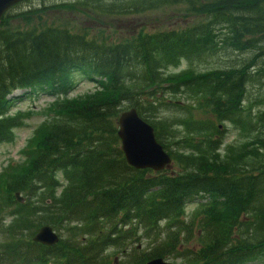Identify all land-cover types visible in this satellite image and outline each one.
<instances>
[{"label":"trees","instance_id":"trees-1","mask_svg":"<svg viewBox=\"0 0 264 264\" xmlns=\"http://www.w3.org/2000/svg\"><path fill=\"white\" fill-rule=\"evenodd\" d=\"M131 1L175 7L194 21L105 43L59 26L13 30L10 9L1 18L0 146L23 126L21 113L9 114L17 100L46 95L55 117L34 131L26 164L3 185L1 208L11 207L14 220L0 264H110L111 251L126 264L264 262V0ZM208 58L221 63L198 70ZM75 77L97 90L68 99ZM249 86L260 92L252 102ZM18 91L24 96L12 99ZM130 108L180 172L126 163L117 119ZM162 112L181 114L174 129ZM229 127L247 141L225 143ZM44 225L58 233L57 245L32 241ZM197 235V248H187ZM141 240L145 248H131Z\"/></svg>","mask_w":264,"mask_h":264},{"label":"rangeland","instance_id":"rangeland-1","mask_svg":"<svg viewBox=\"0 0 264 264\" xmlns=\"http://www.w3.org/2000/svg\"><path fill=\"white\" fill-rule=\"evenodd\" d=\"M139 1V0H134ZM131 0H25L10 9V14L17 17L11 22L10 27L13 30L16 29H40L45 27H64L71 32L79 35H83L90 40L98 42H120L136 38L139 34H153L158 31L180 29L187 25H191L193 18L185 16L179 9L175 7H163L157 9L144 8L143 5L138 4L133 8ZM28 14V20H21L22 14ZM248 55H236L234 59L239 62L243 61ZM220 58L206 59L198 70L206 71L208 69L218 67L217 64ZM221 63V62H219ZM197 64H194L197 67ZM185 65H180L178 69H172V73H179ZM191 69L187 65V70ZM75 87L68 95V99L82 98L84 95H88L97 90L95 83L89 82L86 79L75 77ZM256 88V87H255ZM166 93L165 98L174 99L171 94H167L166 91H160L155 96L160 97L161 94ZM260 93L253 87L247 88V96L249 101H254L255 94ZM169 95V96H168ZM15 97L12 99L21 98L24 96V91H18L14 93ZM177 101L180 103L187 101L183 96H176ZM54 99L38 94L32 98H22L14 103L10 115L18 113L22 114L23 126L14 130L13 141L10 144H3L0 146V196L4 190L3 185L6 183V178H10L18 166L25 165L27 159L23 154L26 151L30 143L29 141L34 136V131L48 119L51 118V114L54 111L50 104ZM190 103V102H189ZM126 111V110H125ZM255 111V110H254ZM122 113V112H121ZM180 113L167 112L159 113L158 119L167 120L170 123V128L174 129L178 123ZM48 117V118H47ZM228 135L225 143L238 144L243 140L240 133H236L233 128H228ZM247 141V139L243 140ZM175 149V148H173ZM170 172H180V169L172 162L168 170ZM60 177V176H59ZM21 197L24 196V192H16ZM14 193L13 195L15 196ZM23 197L22 201L23 202ZM35 202V199H33ZM2 205L6 206V203L0 199V243L5 242L7 229L12 225L14 217L10 215L12 212L11 207L1 208ZM194 205L188 206L187 212L190 215L194 213L196 207ZM62 232V236L66 237V233ZM33 237V236H32ZM196 237V238H195ZM148 241H140L139 243L132 244L137 246L139 250L145 248ZM198 246V235L190 241L186 246L189 249H196ZM110 264H126L125 256L122 253L110 252ZM165 261L176 264H184L182 259L168 258ZM264 262L260 263L263 264Z\"/></svg>","mask_w":264,"mask_h":264},{"label":"water","instance_id":"water-1","mask_svg":"<svg viewBox=\"0 0 264 264\" xmlns=\"http://www.w3.org/2000/svg\"><path fill=\"white\" fill-rule=\"evenodd\" d=\"M25 0H0V23L4 13ZM117 136L126 163L136 170H152L161 172L168 168L171 158L164 151L155 137L154 129L145 122L135 108H130L120 113L117 119ZM18 202L22 198L15 195ZM58 235L52 227L45 225L39 228L32 241L46 247H52L59 242ZM145 264H175L164 261L162 258L152 259Z\"/></svg>","mask_w":264,"mask_h":264}]
</instances>
